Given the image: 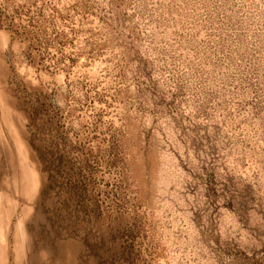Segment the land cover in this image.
Here are the masks:
<instances>
[{
  "label": "rangeland",
  "instance_id": "1",
  "mask_svg": "<svg viewBox=\"0 0 264 264\" xmlns=\"http://www.w3.org/2000/svg\"><path fill=\"white\" fill-rule=\"evenodd\" d=\"M263 250L264 0H0V264Z\"/></svg>",
  "mask_w": 264,
  "mask_h": 264
},
{
  "label": "trees",
  "instance_id": "2",
  "mask_svg": "<svg viewBox=\"0 0 264 264\" xmlns=\"http://www.w3.org/2000/svg\"><path fill=\"white\" fill-rule=\"evenodd\" d=\"M16 32H18V30ZM18 33L24 36H27L29 33V36H31L32 38L33 37L36 38V35H37L36 29L35 30L32 29L31 31L27 33L24 27H22V30H20ZM48 169H50V167ZM248 260H249V264H264V250L262 251V254L260 256H256L255 254H253L248 258Z\"/></svg>",
  "mask_w": 264,
  "mask_h": 264
}]
</instances>
